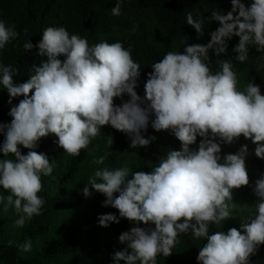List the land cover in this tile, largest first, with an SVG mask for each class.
<instances>
[{"label": "clouds", "instance_id": "9594fccd", "mask_svg": "<svg viewBox=\"0 0 264 264\" xmlns=\"http://www.w3.org/2000/svg\"><path fill=\"white\" fill-rule=\"evenodd\" d=\"M123 4L117 0L112 15L120 16ZM231 5L227 14L212 10L208 22L220 26L207 44L185 42L183 51H168L151 65L143 97L135 90L141 66L131 46L107 40L90 45L65 26H48L37 45L28 40L23 44L24 50L37 47L47 57L26 82L16 83L19 69L0 62V86L9 93L8 103L24 97L10 108L11 122L0 123V188L8 193L0 192V212L13 210L18 217L15 227L42 214V177L51 176L57 165L34 150L41 138L55 134L58 146L78 157L102 135V126L111 125L131 136L132 147H144L156 139L142 135L151 121L156 131L170 130L181 148L170 149L147 173H133L127 164L97 168L82 190L85 197L102 193L103 206L119 210L118 216L101 214V226L121 218L148 226L132 227L119 236L126 247L114 253L113 264H157V257L170 256L185 234L205 241L197 264H252L251 256L264 245V175L253 186L259 198L255 212L243 219L240 229L210 232L211 225L234 216L233 190L249 185L248 145L223 157L221 145L243 135L256 144L255 155L264 158V94L252 82L241 90L233 65V60L248 61L252 47L264 53V0H252L248 6L231 0ZM186 20L198 36L204 35L205 16L188 11ZM18 36L14 25L0 20V50ZM233 36L239 37L233 48L237 55L218 59L213 71L210 50L218 57L226 53ZM255 69L264 71V55L257 58ZM125 93L130 100L116 105L114 98ZM198 137L202 139L194 149ZM112 142L110 138V146ZM21 145L29 149L27 154H22ZM107 156L95 157L92 163L104 165ZM17 247L31 252L33 242L28 238Z\"/></svg>", "mask_w": 264, "mask_h": 264}, {"label": "trees", "instance_id": "16d2710c", "mask_svg": "<svg viewBox=\"0 0 264 264\" xmlns=\"http://www.w3.org/2000/svg\"><path fill=\"white\" fill-rule=\"evenodd\" d=\"M116 2L117 0H0V20H4L9 26L14 25L19 33L5 49L0 50V62L19 69L14 77L16 83L26 82L35 74V67L40 66L47 57L40 55L37 47L24 50L23 44L28 40L37 45L42 39L43 30L48 26H65L70 33L86 37L90 45L107 40L109 43L121 41L125 48L131 46L132 57L141 66L135 90L143 97L147 74L153 71L151 65L162 59L168 51H183L185 42L207 44L211 39L210 33L220 26L217 21L208 22L212 10L227 14L232 7L231 0H124L122 14L114 16L111 9ZM242 2L248 6L252 0ZM188 11L194 17L205 16L202 37L187 24ZM238 42L239 37L233 36L227 41V52L221 53L219 57L210 50L213 71L218 68V59L234 58L237 55L233 48ZM261 55L264 53L257 52L252 47L248 61L240 63L233 60L241 90L246 87L247 82H252L259 85L261 94H264V71L255 69L257 58ZM59 58L63 60L65 57ZM23 98H14L10 105L7 89L0 86V113L11 122L12 117L8 114L10 108ZM128 100L130 96L125 93L122 97L114 98V103L121 105ZM101 134L92 141L89 149H82L78 157L67 155L56 143L58 137L55 134L38 141L34 150L46 154L49 162H55L57 167L51 176L42 177L43 188L39 195L46 202L41 215L34 216L23 227H18L12 235L4 229L11 209L8 213L0 212V264H113L114 253L126 247V244L120 243L119 236L132 227H142L127 218H121L119 223H111L108 227L101 226L98 222L101 214L115 213L118 216L119 210L103 206L102 202L106 197L98 192H93L87 198L88 207L80 212L79 217L74 218V201L79 197V187L83 190L88 178L100 167L119 168L127 164L133 173L151 172L170 149L179 150L181 142L170 131V138L163 146L159 141V131L151 127V121L147 131L142 130L145 138L156 137L148 146L132 147L131 136L111 125L102 126ZM110 138L113 141L111 146L108 143ZM201 139L198 137L196 144L191 147L198 149ZM244 144L248 145L249 153L245 161L249 185L233 190L231 202L234 203V216L220 225H211L210 232H227L232 227L239 230L243 219L255 212L259 198L253 192V186L264 175V158L255 155L256 144L241 135L232 144L221 145V156L235 153ZM20 149L22 154L29 151L22 145ZM105 153L108 156L104 165L92 163L93 154L98 157ZM131 178L130 175L129 179ZM0 192L8 194L2 188ZM51 233H59L61 242L57 245L39 246L38 242ZM28 238L33 242L32 251L22 253L17 245ZM204 242L194 239L190 234L181 235L173 253L168 257L159 255L157 264H197V256ZM250 259L252 264H264V245ZM121 264L124 262L121 261Z\"/></svg>", "mask_w": 264, "mask_h": 264}, {"label": "rangeland", "instance_id": "374dc122", "mask_svg": "<svg viewBox=\"0 0 264 264\" xmlns=\"http://www.w3.org/2000/svg\"><path fill=\"white\" fill-rule=\"evenodd\" d=\"M10 123V121L8 120V118L3 114V113H0V123ZM170 136V130H161L159 131V141L162 143L163 146H165L169 140V137ZM4 141V135L3 134H0V144H2ZM97 155L93 154L92 155V161L93 159L96 157ZM0 158H3V153L0 152ZM78 198H76V200L74 201V209H73V213H74V218H76L77 216L79 217L80 216V212H82L83 209H85V207L87 206L88 207V204H87V198L88 197H85L83 195V191L82 189L79 187V193H78ZM86 207V208H87ZM17 215L15 214V212L13 210H10V214H9V220L8 222L6 223V226H5V230L10 233V234H14L17 230L18 227H15L14 226V221L17 219ZM142 227H148L147 225H145L143 222H140L139 223ZM58 235L59 233H51L47 236L46 239H44L43 241H39L38 244L39 246H42L44 244H54V245H57L59 244L61 241H59V238H58ZM38 244L36 245L38 247ZM61 264H65V263H61Z\"/></svg>", "mask_w": 264, "mask_h": 264}]
</instances>
